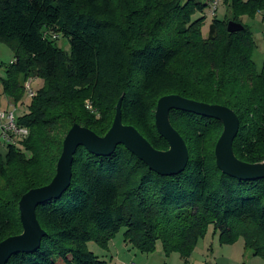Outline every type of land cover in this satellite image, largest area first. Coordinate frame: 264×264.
Listing matches in <instances>:
<instances>
[{"label": "trees", "instance_id": "obj_1", "mask_svg": "<svg viewBox=\"0 0 264 264\" xmlns=\"http://www.w3.org/2000/svg\"><path fill=\"white\" fill-rule=\"evenodd\" d=\"M222 3L229 18H213L203 38L200 0H0V43L13 54L3 96L15 109L27 80L43 82L15 120L26 137L0 154V242L21 233L18 201L51 181L69 128L102 137L120 97L121 123L157 151L168 146L155 130L156 103L177 95L231 110L235 158L264 161V60L257 71L256 42L241 24L264 11V0ZM228 21L242 31L227 33ZM58 34L68 52L56 47ZM168 119L187 148L183 172L158 176L122 146L108 157L77 148L66 191L35 209L40 247L6 264H106L85 245L107 249L120 230L138 253L152 254L158 243L164 257L186 263L207 226L221 244L241 236L264 256V180L237 181L216 168L220 122L176 110Z\"/></svg>", "mask_w": 264, "mask_h": 264}, {"label": "water", "instance_id": "obj_2", "mask_svg": "<svg viewBox=\"0 0 264 264\" xmlns=\"http://www.w3.org/2000/svg\"><path fill=\"white\" fill-rule=\"evenodd\" d=\"M240 31V24L232 21L226 23L227 33ZM121 100L122 97L116 103L111 126L102 137L76 124L69 128L62 140L61 153L51 181L44 187L29 190L19 199L17 207L22 231L0 242V264H6L13 255L31 254L40 247L45 233L36 220L35 209L45 202L57 200L66 191L77 148L82 147L95 156L108 157L118 146H122L158 176L170 177L183 172L188 153L182 138L169 123L168 114L172 110L221 123L222 130L213 149L215 166L221 174L237 181L264 180V161L248 164L235 158L232 143L238 132V120L228 108L198 103L177 95L161 97L155 106L154 126L157 134L166 141L168 149L157 151L132 126L121 123Z\"/></svg>", "mask_w": 264, "mask_h": 264}, {"label": "rangeland", "instance_id": "obj_3", "mask_svg": "<svg viewBox=\"0 0 264 264\" xmlns=\"http://www.w3.org/2000/svg\"><path fill=\"white\" fill-rule=\"evenodd\" d=\"M185 0H182L184 2ZM208 0H200L202 3H206L207 7L203 12L204 21L201 25L200 32L203 38H206L208 35V29L209 25L213 18L217 20H224V18H229V12L226 6L221 2L216 10L215 16H211V10L207 3ZM199 14L196 15L198 17ZM242 22L241 24L249 28L250 32L256 34L258 38L256 40H264V24L262 21V16L260 17L259 14L256 15L254 18H247L243 17L241 18ZM253 32H252V30ZM264 42V41H263ZM55 45L58 49L68 52L69 51V45L67 43V40L62 37L60 34L57 35V40L55 41ZM254 51H260V48L256 45ZM257 56L262 60L260 61L261 64L264 60V43L262 44V51L261 54H258ZM255 55L253 61L254 64L256 63V57ZM13 62V54L11 50L5 46L4 44L0 43V106L1 111L0 112H6V113H13V117L16 120L18 117L24 115L27 113V106L29 103V99L27 98L26 92L24 90V95L22 97V100L19 104H17V107L14 109L13 106H8L4 100L3 91H2V82L1 80H5L6 78V69ZM259 68V66H258ZM29 86L31 91L35 94L37 90H39L43 82L40 79H29L27 80L23 86ZM88 104V103H87ZM123 230L118 231L113 238L110 240V245H125L123 244ZM109 245V246H110ZM127 245V244H126ZM127 249H130L129 251H136L131 249L130 247L126 246ZM108 246V247H109ZM157 249L155 252H153L154 256L149 257H163V254L161 252V247L157 243L156 244ZM107 249H101L96 244L89 242L85 245V248L88 252H91L94 254L99 260L105 261L106 264H109V255H107L106 251H109L111 253L114 252V250H110V248ZM136 253L140 256V253L136 251ZM171 259L169 260L170 264H264V256L261 255H253V252L247 248L244 247V241L241 236H236L231 243L228 244H221L219 242V235L218 233L211 227L207 226L206 230L204 231L202 237L198 240L195 248L193 249L190 257L188 258L187 262L184 263L180 258L178 254H171ZM166 261V260H165ZM110 264H121L120 262H112ZM122 264H132L130 262L128 263H122ZM158 264V263H157Z\"/></svg>", "mask_w": 264, "mask_h": 264}, {"label": "crops", "instance_id": "obj_4", "mask_svg": "<svg viewBox=\"0 0 264 264\" xmlns=\"http://www.w3.org/2000/svg\"><path fill=\"white\" fill-rule=\"evenodd\" d=\"M211 0H208L207 3L209 4ZM242 1H247V0H242ZM216 13V12H215ZM200 16V15H199ZM215 16V14H214ZM259 16L261 17V15L259 14ZM242 22V20H241ZM252 30V29H251ZM253 32V30H252ZM254 40L256 42V45L260 48V51H253L252 53V61L255 57V55L257 56V52H259L258 54H261L262 51V44L264 43L263 39L262 40H256V38H258V36L256 34H254V32L252 33ZM256 63L254 64L255 68L257 71L260 70L261 67V62L262 61L258 56L256 57ZM254 63V61H253ZM259 66V68H258ZM6 104L10 107V103L5 99V97H3ZM0 111H1V106H0ZM4 146L0 141V154H4ZM126 245V243H123ZM110 245V243L108 244V246ZM125 245H120L117 246L115 244L110 245L108 248H110V250H114L113 253L106 251L107 255H109V264L112 262H120L122 263H132V264H170L169 260L172 258L171 255H169L167 258L166 257H156V259L154 257H149V256H154L153 253L152 254H140V256L136 253V251H129L130 249H127V247H125ZM128 246V245H126ZM129 247V246H128ZM166 260V261H165Z\"/></svg>", "mask_w": 264, "mask_h": 264}, {"label": "built area", "instance_id": "obj_5", "mask_svg": "<svg viewBox=\"0 0 264 264\" xmlns=\"http://www.w3.org/2000/svg\"><path fill=\"white\" fill-rule=\"evenodd\" d=\"M223 0H211L209 2V7L211 10V16H213L217 10L218 5ZM262 16V21L264 24V11L259 13ZM53 39L56 38L55 35L51 36ZM24 90L26 92L27 98L31 99L35 96V94L31 91L30 87L25 85ZM87 108H89V104H87ZM27 130L18 127L15 123V119L13 117V113L0 112V141L2 144H15L17 141L22 140L26 137Z\"/></svg>", "mask_w": 264, "mask_h": 264}]
</instances>
